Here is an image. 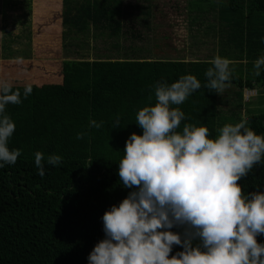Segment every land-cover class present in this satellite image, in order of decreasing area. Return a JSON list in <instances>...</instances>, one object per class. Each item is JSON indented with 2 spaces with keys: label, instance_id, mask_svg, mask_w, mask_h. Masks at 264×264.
I'll list each match as a JSON object with an SVG mask.
<instances>
[{
  "label": "trees",
  "instance_id": "16d2710c",
  "mask_svg": "<svg viewBox=\"0 0 264 264\" xmlns=\"http://www.w3.org/2000/svg\"><path fill=\"white\" fill-rule=\"evenodd\" d=\"M31 1L2 0L1 4L12 8L18 3L31 11ZM179 2L180 8L165 10L161 8L163 0L145 1L144 8H151L146 14L155 28L153 59L114 60L120 56V39L136 36L128 28L133 14L125 11L123 0H60L59 23L50 22L60 28L59 55L73 54L81 60L90 56L92 60L79 61L69 77L52 74L49 80L27 79L23 84H12L14 90H20L22 103L6 109L16 125L9 148L20 149L21 155L15 164L0 166V264H88L89 253L104 238V212L128 194L129 190L119 183L118 163L127 138L132 132L142 133L135 123L136 112L155 103L153 85L158 81L171 83L185 74L201 81L202 87L179 106L186 116L182 125H203L215 136L216 129L225 123L247 119L257 134H264V99L260 107L242 110L246 103L243 90L264 91V66L259 76L253 67L255 60L264 56V0H218L217 17L223 23L218 28L228 50L218 46L212 58L188 62L179 57L192 9L185 8L187 0ZM231 10L235 14L237 11L235 17ZM223 13L229 16L222 17ZM165 31H169L167 36ZM0 32L4 35L0 51L6 52L0 58L13 62L28 57L29 50L16 53L10 47L12 39L4 25ZM30 33L28 29L27 46ZM162 39L172 43L171 53L159 54ZM78 43L84 45L80 48ZM71 44L73 51L69 50ZM215 56L230 61L228 92L232 96L228 100L203 86L205 70ZM29 83L33 91L24 98V86ZM222 101L229 103L227 113L219 108ZM117 116L121 126L113 127ZM90 120L103 121V126L92 128ZM80 132L85 136L78 140ZM37 151L45 158L61 156L62 164L45 163V175L41 177L35 165ZM240 183L245 194L264 190V163L256 165ZM257 239L264 243V235ZM180 250V246H173L172 254Z\"/></svg>",
  "mask_w": 264,
  "mask_h": 264
},
{
  "label": "clouds",
  "instance_id": "9594fccd",
  "mask_svg": "<svg viewBox=\"0 0 264 264\" xmlns=\"http://www.w3.org/2000/svg\"><path fill=\"white\" fill-rule=\"evenodd\" d=\"M210 65L203 86L222 94L232 77L230 61L215 56ZM262 66L264 56L254 62L256 76ZM201 87L193 74L158 81L155 103L137 110L142 133H131L118 163L119 183L129 191L104 212V238L89 253L88 264H264V243L257 239L264 235V190L245 194L240 183L264 163V134L247 119L225 123L215 136L206 126L182 125L186 116L179 106ZM32 91L26 84L23 97ZM21 103L19 89L0 83V166L15 164L21 155L9 148L16 125L6 110ZM89 125L99 129L103 121ZM120 126L117 116L113 127ZM34 158L41 177L45 163L62 164L55 154L45 158L37 151ZM173 246L182 250L172 254Z\"/></svg>",
  "mask_w": 264,
  "mask_h": 264
},
{
  "label": "rangeland",
  "instance_id": "374dc122",
  "mask_svg": "<svg viewBox=\"0 0 264 264\" xmlns=\"http://www.w3.org/2000/svg\"><path fill=\"white\" fill-rule=\"evenodd\" d=\"M0 0V8L2 7ZM147 0H123V6L126 8V6H136L142 5ZM189 4L185 6V8H202L203 13L201 14V26L198 29L199 37L196 40H192L191 38H184V44L186 41L188 42L187 45V51L184 52L189 55L198 56L199 58H207L209 56H212L215 52H217V48L219 46L220 49H224V51L228 50V45L226 43L225 37L222 39L220 38L221 32H219L220 26H223V23L219 21L218 15H217V6L215 4V0H187ZM35 2V3H34ZM54 0H42L41 3L37 4L36 0L31 1V8H58L56 6L59 5L58 1ZM164 6L161 8L169 9V8H180L182 3L179 2V0H163ZM218 2V1H217ZM22 5H18V3H13L12 8H20ZM128 8V7H127ZM41 11H38L40 13ZM229 12H232V17H235L237 14H235V10H231ZM34 14V13H33ZM36 14H34L35 16ZM228 17L229 13H223L222 17ZM40 19L36 20L34 22V25L31 24L32 29L30 30V44L27 46L25 43L23 44H10L12 49H16V53H19V51H27L29 50L28 57L24 60H15L12 62V60H6L0 58V83L8 82L11 84H23V81L25 80H32L34 82H41L44 80H49L51 77H49L52 74H58L59 75H65L69 77L70 72H74L76 69V64L79 61H91L90 56H88V59H76L75 55H69V56H63L59 55L60 51V28L56 25H53L48 20H45L43 24ZM47 25L48 27L45 28L44 26ZM132 30V27L129 29ZM136 30V29H135ZM161 32L163 33V29H161ZM159 30V34L161 33ZM201 32V33H199ZM14 33V32H13ZM12 33V34H13ZM169 31H165L164 35H168ZM222 35V34H221ZM4 36V35H1ZM127 38V39H126ZM5 38L4 43L8 44V40ZM11 40L10 42L12 43ZM193 41H197V44H192ZM176 42V41H175ZM120 43L122 45L120 54H122L124 57H134L142 56L139 54V51L136 50V40L133 38L125 37L124 40L120 39ZM142 47L147 49L150 47L151 44H145V41H142ZM161 43H164L161 44ZM79 47L81 48L83 43H78ZM106 44V43H105ZM223 44V47L221 46ZM160 47L158 50H160L159 54H169L171 53V50L173 49L172 43L169 42V40L162 39V41H159ZM104 46V44L102 45ZM106 47V46H104ZM69 50H74L75 47L72 46V44L69 46ZM263 52V50L261 51ZM260 52V54H262ZM5 54L6 52L0 51V57L1 54ZM216 54V53H215ZM144 55H151L150 54H144ZM177 55V54H176ZM160 56V55H158ZM171 57L170 55H168ZM173 56V55H172ZM260 56V55H259ZM262 57V56H260ZM80 65V64H78ZM83 67V66H78ZM60 77V76H59ZM58 77V78H59ZM229 86L226 87L225 91L221 94V98H225L228 100L229 97L232 96L231 93L228 92ZM247 94V99L244 98V96ZM259 94L262 95L259 97ZM264 99V91L258 92L257 89L253 88L250 90H243L242 93V100L245 101L242 110L245 112L246 110L250 109L253 110L255 107H260L261 100ZM230 107L229 103L221 102L219 104V108L223 113H227L226 108Z\"/></svg>",
  "mask_w": 264,
  "mask_h": 264
},
{
  "label": "crops",
  "instance_id": "0c3cea01",
  "mask_svg": "<svg viewBox=\"0 0 264 264\" xmlns=\"http://www.w3.org/2000/svg\"><path fill=\"white\" fill-rule=\"evenodd\" d=\"M59 2L60 5V0H54ZM218 0H215V3H217ZM147 4V3H146ZM146 4H142L141 6L136 4V6L124 8L127 13H132L133 15L131 18L127 16V18L131 19V23L128 24V28L130 29L132 27L135 37H132L131 35H128V38H133L136 40V50L139 51V54L142 56H137L136 55V60H144V59H153L151 55H144V54H150L151 52V45L147 49L141 48L142 47V41H145V44H152V34H154L155 28L151 25V17L146 14L147 11L151 8H144ZM56 6L58 8H30L31 11H29V8H0V28L2 25L5 26V30L10 32L9 35V40H14L9 42L10 44H27V30H31V24L34 25V22L38 19H40L43 24L45 20H48L49 22L52 23H59V14H60V6ZM192 11L189 13V23L187 26V31H186V38H191L192 40H196L199 37L198 34V29L201 26V21L200 19L201 14L203 13L202 8H191ZM4 10V11H3ZM38 11H41L38 13ZM36 14L34 16V14ZM127 19V20H129ZM125 19V22H127ZM45 28L48 26L45 25ZM136 29V30H135ZM14 32V33H13ZM13 33V34H12ZM201 33V32H199ZM1 32H0V39H1ZM133 35V36H134ZM16 42V43H15ZM31 42V40H30ZM29 42V43H30ZM192 44H197V41H193ZM187 45L188 42L186 41L185 46H184V51H187ZM120 56L117 59L114 60H122L124 59L122 54H119ZM128 59L124 60H130L129 57ZM144 58V59H142ZM182 61L188 62V61H203V60H208V58L212 57H207V58H199L198 56H193L187 54V52L182 54L179 57ZM214 58V57H213ZM88 59V58H87ZM91 59V57H90ZM92 60V59H91Z\"/></svg>",
  "mask_w": 264,
  "mask_h": 264
},
{
  "label": "built area",
  "instance_id": "2783aa9c",
  "mask_svg": "<svg viewBox=\"0 0 264 264\" xmlns=\"http://www.w3.org/2000/svg\"><path fill=\"white\" fill-rule=\"evenodd\" d=\"M244 98H246V99L248 98V97H247V94L244 96Z\"/></svg>",
  "mask_w": 264,
  "mask_h": 264
}]
</instances>
